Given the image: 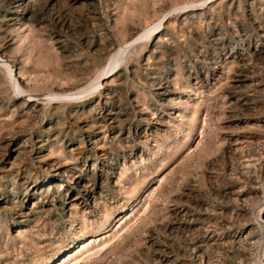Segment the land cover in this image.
<instances>
[{
    "label": "rangeland",
    "instance_id": "1",
    "mask_svg": "<svg viewBox=\"0 0 264 264\" xmlns=\"http://www.w3.org/2000/svg\"><path fill=\"white\" fill-rule=\"evenodd\" d=\"M1 56L26 92L0 67V264H54L133 210L79 264H261L264 0H0ZM236 135L263 146L229 153Z\"/></svg>",
    "mask_w": 264,
    "mask_h": 264
},
{
    "label": "bare ground",
    "instance_id": "2",
    "mask_svg": "<svg viewBox=\"0 0 264 264\" xmlns=\"http://www.w3.org/2000/svg\"><path fill=\"white\" fill-rule=\"evenodd\" d=\"M209 1H214V0H209ZM190 8H191V11H195L198 8V5H192V6H190ZM162 26H163V21H160L158 23H155L154 25L149 26L142 33H138L135 36H133L129 40V42L126 43L125 46L120 47L116 51V53L113 56L112 61H111V63H112L111 67L104 69V71L98 77H96V79L90 85H87L86 88L88 89L91 86L92 87L99 86L100 80L104 77L107 78L108 76H110V77L116 76L117 71H119V68L125 62L126 55L129 52L128 51L129 48L134 47L140 41L149 40V39L153 38V36L161 29ZM260 58H262V57H260ZM12 66L13 65H12L11 61L7 60L6 57H4V56L0 57V67H2V69L6 72L8 79L13 83V85L15 87L17 85L16 88L20 92V94H24V92H26V90L21 86V84L19 82L16 83V79L14 78ZM236 75H237L236 81H235L236 84L234 86V89H238V90L239 89H245V90H248L251 92V89L253 86L249 85L247 75L246 76L244 75V71L239 70V72ZM82 93H84V92L81 91V92H76V93L55 94V98H53L52 101L53 100L63 101V102L79 101V100L83 99L84 95L81 96ZM244 107H246L248 110H252L251 109L252 107H251V105H249L248 102L244 103ZM256 128L258 130L264 129V120H261L260 122H258L256 124ZM262 144H261V142L259 143V142H255V141L254 142L253 141L252 142L251 141H244L240 135H236V136H232L229 138L228 151H229V153H232L234 155H243L244 153H246V149L248 147H252V146L260 147V145H262ZM255 147H253L252 149H254ZM254 161H255L254 159H249L245 162L246 165H244V167L242 169H240V172H239L241 174V176H243L245 178L246 177L251 178V177H254V175H256L255 173H256L257 169H256V165L253 164ZM258 170H259L260 175L257 176V179H260V178L264 177V167L261 166L260 169H258ZM234 182L231 181V183H230L231 186L235 185ZM262 189H263V197H264V183H263ZM243 192L240 190H239V192L233 191L231 194H229L231 200L232 201L241 200L244 203H248L249 200L251 199L248 197L249 193L243 194ZM263 211H264V203L262 205V208H260V211H259V218L261 219V226H262V230L264 232V219L261 216ZM137 212L138 211L133 210L132 212L125 213V216L120 219V221L114 226V228L111 231L106 232V233L101 234V235H98L96 237H91L86 242L81 243V245L78 248L67 253L65 256H62L61 259L56 261L54 264H79L81 262L91 260L93 257L98 255L103 249H105L110 243H112L116 238H118L119 235H121V233L127 227L135 224V222L138 220V215H139V214H137ZM262 256H263V259H262L261 264H264V245H263V255Z\"/></svg>",
    "mask_w": 264,
    "mask_h": 264
},
{
    "label": "water",
    "instance_id": "3",
    "mask_svg": "<svg viewBox=\"0 0 264 264\" xmlns=\"http://www.w3.org/2000/svg\"><path fill=\"white\" fill-rule=\"evenodd\" d=\"M261 216H262V218L264 219V211H263V213H262V215H261Z\"/></svg>",
    "mask_w": 264,
    "mask_h": 264
}]
</instances>
